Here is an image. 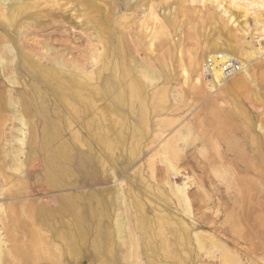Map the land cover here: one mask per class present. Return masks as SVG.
Segmentation results:
<instances>
[{"label":"rangeland","instance_id":"1","mask_svg":"<svg viewBox=\"0 0 264 264\" xmlns=\"http://www.w3.org/2000/svg\"><path fill=\"white\" fill-rule=\"evenodd\" d=\"M1 1L0 58L6 61L5 67L0 63V237L2 256L6 254L4 264H14L10 261L13 252L8 250L30 235L28 227L21 224L37 218L29 214L28 219L25 211L42 207L43 216L47 221L53 217L55 226L61 220L76 225L71 208L62 215L59 198L64 195H72L83 206L88 239L77 255L67 256L69 260L62 257L65 242L56 241L64 249L43 251V256L45 252L55 262L38 264H107L109 260L129 264L128 245L124 243L135 239L141 264H264V157L258 158L252 143V135L264 124V55H259L260 65L254 67L255 82L244 91L228 93L223 87L212 91L195 82V72L187 79L182 72V65L188 68L191 59H202L203 52L217 42L228 43L237 49L238 59L250 62L248 53L264 44L258 42L260 30L254 21L259 15L264 17V0H22V14L12 26L10 11ZM219 3L235 16L229 24L227 17L221 16ZM243 20L249 29L242 28ZM160 29L162 34L158 35ZM98 37L105 42L106 54ZM45 44L58 49L56 56L73 57L77 62L97 55L99 51L90 49L97 45L101 52L98 65L105 60V79L110 77L114 83L116 74L121 81L138 83L139 91L132 95L127 91L124 105L120 97L107 93L104 100L110 104L98 109L31 104L19 106L18 114L14 113L6 105L10 89L13 99L20 101H54L40 85L43 78L36 73L37 68L23 64L24 58L36 61L47 49ZM137 65L146 66L144 71L154 70L161 79H147L140 67L135 69ZM127 70L133 75L125 79ZM18 116L24 118L25 126L17 122ZM45 124L61 138L44 137ZM23 127L24 142L15 141L14 137L23 138L17 131ZM182 129L190 131L194 142L176 165L180 175L173 171L171 175L158 151ZM62 140L73 150L74 164L69 170L61 169L50 159L47 164L52 171L48 174L56 171L71 186L49 188L45 157L54 149L61 150ZM205 142L209 148L204 154ZM221 165L229 175L224 179L217 175L221 179L217 180L214 174L220 173ZM185 181L193 199L191 212L178 203L172 191ZM117 190L122 191L125 205L119 203ZM121 213L128 226L123 238L116 231ZM41 231L45 235L53 232L46 225ZM195 232H200L199 239ZM212 240L235 261H225Z\"/></svg>","mask_w":264,"mask_h":264},{"label":"bare ground","instance_id":"2","mask_svg":"<svg viewBox=\"0 0 264 264\" xmlns=\"http://www.w3.org/2000/svg\"><path fill=\"white\" fill-rule=\"evenodd\" d=\"M1 2H2L1 6L4 5L5 8L8 7L7 9H9L8 11H10V12H8L9 13L8 15H10L9 20L12 22L11 23V26H12V24L17 21L18 16L20 14H22V12H21L22 8L20 7L22 0H2ZM218 6H219V9L220 8L222 9L221 16L227 17V20H226L227 23L229 24L230 22H232L234 20L235 16H233V13L229 10V8H227L225 6V4H223V3H219ZM2 13H3V15H5L4 12H2ZM5 16H7V15H5ZM254 21L256 24V28L260 30V37L258 39V42L261 40L264 41V17L262 15H259V16L255 17ZM242 22H243V23H241L242 28L244 27V29L245 28L249 29L248 22H246V20H243ZM230 32H232V31H230ZM159 34H162V29H160L158 31V35ZM98 40H99V42H102V44L104 45L103 46L104 53L106 54L107 50L105 49L106 48L105 42L100 37H98ZM45 46L47 49L45 51H41V54L39 53L40 55H37L36 61L33 59H30L29 61H27L28 59L24 58L23 64L27 65L28 67H34V69L37 68V70H35L36 73H40L39 75L43 78L40 80V85L45 89L46 92H49L54 96V101L51 103H48V104L44 101L37 102V103H33V102L30 103L28 101H20V100H18V98L13 99L12 89H10V94L8 96L9 100L7 101L6 105L10 106V108L14 111V113L18 114L19 106L31 105V104L35 105V106L40 105L41 107H44V108L52 105V106H54L55 109L65 108L67 110L81 109V108L88 109V110L98 109L101 107H106L107 105L110 104V102L108 103L106 100H104V98H106L107 93L111 96L115 95L116 98L120 97L118 100H119L120 104L124 105V104H126V99L124 100V97L127 96V94H126L127 91L130 92L131 95H132V93L135 94L137 91H139L138 83L133 82V81H131V82L129 81L128 83H126V81L123 79L121 81L116 74L114 76L117 79L114 83H113L112 79H110V77L105 79V75H106L105 71H104L105 67H103V65H105L104 64L105 60L102 61V63L100 62L101 64L98 65V56L101 55V52H100L97 45L91 46L90 49L94 50V51H99V53L97 55L90 56L89 59H85V61H83V62L82 61L77 62L75 59H73V57L69 58V59H65V55H61L58 57L55 55L57 52L56 50H58V49H55V48L49 46L48 44H45ZM69 46L70 45H68V48H69ZM10 51L13 52V49H11ZM17 52H16V54H17ZM26 55L28 57H30L32 55V53L30 54V56L28 54H26ZM34 55H36V54H34ZM107 55H109V54H107ZM259 55H264V44H261L259 46V48H257V47L255 48V46H254L253 50H251L248 53V57L251 59V61L250 62L249 61L244 62L245 60L243 61L241 59H238L237 49L232 48L228 43H218L217 42L215 45H212L211 48H208L206 51L203 52L202 59H191V61L189 60L190 66L188 68L185 65H182V72H183L184 77L186 79H187L188 75H190V73L195 72V77H196L195 82L199 85L203 84L207 89L212 90V91L220 89L222 87L228 93H234L236 90L237 91H244L249 86L250 82H255L254 74H256V73H254V70L260 65L258 62V59L260 58ZM217 56H221L220 61H223L225 59H230V58L238 59L239 62L241 63L240 71L236 74L226 76L224 74V72L221 70V68L216 69V65L218 64L217 60H216L218 58ZM209 57L214 60V69H213V72L211 73L212 75H209L206 72L208 69L207 68L208 66L206 64V60ZM252 60H253V64H252ZM12 61L15 62V58ZM90 61L93 63V65H91L92 63ZM254 62H256V63H254ZM0 63H1L2 67L6 66L5 65L6 61L2 57L0 58ZM22 67H24V66L22 65ZM138 67H140V65H137L135 67V69ZM254 67H255V69H254ZM140 68L143 70L142 72H144L147 79L152 80L153 78L155 79L156 76L159 80L161 79V75H158L154 70L148 68V69H145L146 71H144V68H146V66H141ZM33 72H34V70H33ZM33 72L31 75H32V77L34 76L33 79H35L36 75ZM132 75L133 74L131 73V71L127 70L124 73V78L126 79L128 76H132ZM7 79L9 82H11L9 76H7ZM93 81H95V82H93ZM124 81H125V83H124ZM125 85H128V86L125 87ZM205 92H207V91H205ZM219 118L223 119L222 116ZM16 120H17V122L21 123L23 126L26 125L23 117L18 116V117H16ZM100 123H98L99 129L101 128V125L99 126ZM257 130H258V133H256V132H255V134L252 133L253 134L252 135V138H253L252 143L254 145H256V148H257L256 152L258 154L257 155L258 158H261V157L263 158L264 157V124L261 123L258 126ZM17 131L19 133H21V136L23 138L14 137V139H15V141H19V142L21 141L23 143L25 138H26V131L24 130V127L23 128H17ZM189 132L190 131H188L186 129H182V130L178 131V134L174 133L175 135H173L171 138H168L164 143H162L163 145H162L161 149L158 151V153L160 152L163 154L162 155L163 159L167 165L166 169L171 170L170 171L171 175L173 172H174V174L180 175L181 171L178 168V166H176V165L178 164L179 161H181L183 159L184 153H186L185 152L186 148L194 142L191 140V136H190ZM41 134L44 137H55V139L61 138L60 134L53 133L50 129V126L47 124H45L43 126ZM158 135H159V133H158ZM260 136H263V138H261ZM258 138H259V140H258ZM81 139L86 140L84 138H81ZM66 142L67 141L62 140L60 142L61 143L60 147L62 149L61 150H58V149L55 150L54 149L51 151L49 157L47 156L48 158L45 157V159H46L45 160V172H46L45 176H46L47 184L51 183L49 188L63 189V188H66L68 186H71V183L66 182V181L65 182L62 181V179L59 176H57L56 171L48 174V171L49 172H50V170L52 171L51 167L48 166L50 164H47V161L50 159L55 160L53 165L55 167H60L61 169L63 168V169L69 170L68 166L69 165L73 166L74 161H75V155H74V153H71V151H73V150H71L70 147H68V145H67L68 142L67 143ZM213 143H216V142H213ZM43 146H44V144H43ZM158 147H160V146H158ZM208 148L209 147H208L207 143L205 142L203 147H202V150H203L202 152H204V154H205L206 151L208 150ZM15 153L22 154V151H20V149H15ZM29 156H31V152H30ZM63 162L67 163V164L64 165V164H62ZM217 163H219V162H217ZM21 164H22V161H21ZM80 164L83 167L85 166V164L82 162H80ZM219 165H220V163H219ZM219 170H220V168H219ZM219 172H220L219 174H214V175H216V176L222 175L221 179L224 175H226V174L229 175L228 171L223 166ZM174 176H172V177H174ZM217 177H219V176H217ZM224 177H223V179H224ZM181 178H183V177H181ZM181 178H179V179H181ZM218 179H220V177L217 178V180ZM188 183L189 182L185 181V182H183L182 185H177L176 187H172V191H173L175 197L177 198L178 203L179 204H185L187 212H191V211H193V208L191 205V204H193V199H192L191 195L189 194ZM51 185H52V187H51ZM224 187H226V186H224ZM119 188H120V186H119ZM221 188H223V187H221ZM214 190H217V189H214ZM225 193L226 192L224 191V194ZM116 197L119 199V203H122V204L125 203L124 195H123L122 191L117 190L116 191ZM60 201H62L60 205L62 206V211L64 213L62 215L66 216L67 215L66 212L70 208L75 212L74 213L75 214L74 219L76 221V225H73L69 221L61 220L58 223V226H55V224L52 223L53 217L51 219H49V221H47L46 217L43 216L42 207L40 209H37V210L35 208L34 209L32 208L31 212L25 211V215L28 219H29V214L31 215V217L33 215H36L37 218L25 220V223L21 224V225L28 227V228H25V227H23V228L29 230L28 234H30V235L27 238L23 237L24 240H22V242L19 243V245H17L14 249L8 250V252H13V255L10 258L11 262H13L14 264H28L30 261H32L34 264H38V262H42L43 260L45 263L48 262L47 260H52L51 262L54 263L55 261H53V259L50 258V256L47 253L44 252V256H43V251L48 250L50 248L64 249V247H65L66 251H64V254L62 255L63 258H66L68 255L73 257L72 254H75V255L78 254V248L82 245V243L86 242V240L88 239V236H89V227L87 226V217L83 216V206L80 203H78L77 200L72 199V195L61 196V198H59V202ZM49 215H47V216H49ZM118 217L120 219L117 220V224H116V231L118 232L117 236H119L120 238H123V236L126 235V229H128V226L126 224L125 219L123 218L122 213L119 214ZM30 220H35L36 222H32V221L30 222ZM45 225L52 228L53 232L50 235H45L41 231L42 226H45ZM30 226H32L33 229H30L29 228ZM141 226L144 227L143 223H141ZM199 226L202 227V225H199ZM195 228H197V227H195ZM104 231H108V227L106 229H104ZM181 234H182V230H181ZM195 236L197 239H199L200 238V232H198V233L195 232ZM19 238H21V236ZM27 240H29L28 243L26 242ZM59 240L62 242H65L64 247H62V246L60 247V245L58 243H56V241H59ZM124 244L128 245L129 256L127 257V260L128 261L131 260L129 262V264H141V262L139 260L140 255H139L138 250H137V246H138L137 239H135V241L125 240ZM211 244L215 247H218L224 253L223 258L225 259V261H227V262H234L235 261L234 256H232L230 254V252H228L224 247L219 246L220 244L218 245L216 241L212 240ZM202 245H204V243ZM2 247H3V242H2V239L0 237V264H4V260L6 259V254L2 256V251H3ZM67 260H69L68 257H67ZM73 260L75 263H78L77 259H73ZM154 260L156 261V259H154ZM107 264H116V263L114 261L109 260L107 262Z\"/></svg>","mask_w":264,"mask_h":264},{"label":"built area","instance_id":"3","mask_svg":"<svg viewBox=\"0 0 264 264\" xmlns=\"http://www.w3.org/2000/svg\"><path fill=\"white\" fill-rule=\"evenodd\" d=\"M218 58L217 60V65H216V69L217 68H221V70L224 72V74L226 76H230L233 74H236L240 71L241 69V63L239 62L238 59L236 58H230V59H225L223 61H220L221 56H217ZM206 64H207V73L209 75H212L211 73L213 72L214 69V60L211 59L210 57L206 60Z\"/></svg>","mask_w":264,"mask_h":264}]
</instances>
